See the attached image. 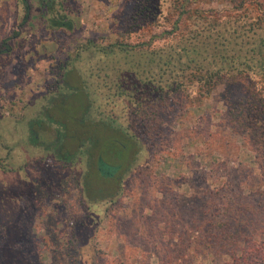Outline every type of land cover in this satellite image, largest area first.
<instances>
[{
  "label": "rangeland",
  "instance_id": "obj_1",
  "mask_svg": "<svg viewBox=\"0 0 264 264\" xmlns=\"http://www.w3.org/2000/svg\"><path fill=\"white\" fill-rule=\"evenodd\" d=\"M77 2L86 36L107 34L105 26L121 7V0ZM15 5L0 0V40L17 25ZM53 49L31 38L0 57V141L13 149L0 148V157L10 168L24 167L6 173L0 168V226L7 234L0 264H70L74 227L79 264L94 256L98 264H161L167 251L169 264H263L250 262L247 250V237H264V160L255 162L247 132L236 121L247 97L243 85L221 84L200 103L177 99L161 111L151 137L134 127L143 149L140 166L124 180L120 198L89 203L79 182L81 164L63 168L27 143L26 124L52 83ZM189 198H209L208 205L213 199L210 221L224 202L225 212L216 217L236 216L233 229H217L212 241L203 237L204 223H183L176 205ZM233 203L241 204L238 213L229 208ZM250 219L259 224L246 227Z\"/></svg>",
  "mask_w": 264,
  "mask_h": 264
},
{
  "label": "trees",
  "instance_id": "obj_2",
  "mask_svg": "<svg viewBox=\"0 0 264 264\" xmlns=\"http://www.w3.org/2000/svg\"><path fill=\"white\" fill-rule=\"evenodd\" d=\"M120 4L105 26L107 34L86 36L77 0H16L17 25L0 40V57L31 38L54 48L48 55L52 83L43 95L46 102L26 124L28 145L42 149L63 168L81 164L84 199L112 202L122 196L124 180L140 166L143 149L134 127L151 137L161 111L177 99L200 103L221 84L240 83L247 97L236 121L247 132L255 162H262L264 0H121ZM0 148L13 150L3 141ZM4 161L0 157L3 173L24 168H10ZM208 203L209 198H189L176 206L183 223H204L203 237L215 241L214 231L232 230L231 221L236 223L237 217L218 219L225 212L222 202L210 221L213 199ZM240 207L229 205L236 213ZM257 224L246 221V227ZM76 229L70 233V264H79ZM231 237L235 243L237 234L231 231ZM6 240L0 226V258ZM247 244L250 262L264 264V237L250 235ZM168 259L169 251L161 264H169ZM96 260L94 256L90 264H98Z\"/></svg>",
  "mask_w": 264,
  "mask_h": 264
}]
</instances>
